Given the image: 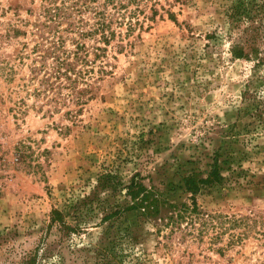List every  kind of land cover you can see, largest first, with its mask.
<instances>
[{
    "label": "rangeland",
    "instance_id": "374dc122",
    "mask_svg": "<svg viewBox=\"0 0 264 264\" xmlns=\"http://www.w3.org/2000/svg\"><path fill=\"white\" fill-rule=\"evenodd\" d=\"M104 2L0 0V264L39 244L53 209L72 220L66 206L102 174L190 203L183 179L215 159L196 230L147 220L110 187L79 235L47 236L38 264H264V64L232 53L245 24L231 15L252 0L109 5L108 44L86 35Z\"/></svg>",
    "mask_w": 264,
    "mask_h": 264
},
{
    "label": "trees",
    "instance_id": "16d2710c",
    "mask_svg": "<svg viewBox=\"0 0 264 264\" xmlns=\"http://www.w3.org/2000/svg\"><path fill=\"white\" fill-rule=\"evenodd\" d=\"M96 1L97 0H89L90 3ZM135 1L137 0H130L129 3ZM76 2L79 3L80 0H76ZM129 3L124 4L121 0H105L102 9L99 11L95 10V16L97 18L96 28L87 31L86 35L91 36L100 33L101 39H103L105 44H108L109 39L114 36L113 32L109 33L112 21L108 18V6L112 5V10L115 11L114 13H118V15L122 16V11H127ZM255 3L256 0H252L250 10L247 9L248 4L240 6L239 9L231 15V19L236 22L237 25L242 19L244 21L242 25L245 24L244 28H242V34L245 35L243 40L244 45L243 47L239 45L233 46L232 53L236 58H248L249 55L246 53L244 47L246 45L249 51L256 55L258 65H263L264 57L259 58V46L262 40H260V38L264 31V0H262L260 4L255 5ZM82 5L89 9V6L85 2L82 3ZM153 15H156V11H153ZM238 17L241 19H238ZM240 26L241 25H239V27ZM130 29L131 26H129L128 30ZM77 47L83 48L81 45ZM52 55H54L53 60L57 67V76L63 75L61 71L63 67H68L65 71L66 77H68V73L71 75L72 72H74L70 63L67 64L65 60H62V57L59 56L57 52H53ZM221 180V170L217 159L214 160L211 170L206 173L205 177L200 174H191L185 177L181 189L185 195H188L187 198L190 201V203H188L169 201L168 198L163 196L160 190L153 187L147 188L138 175L133 176L128 184H123L111 173L102 174L99 180H97L98 185L94 188L92 195L85 196L83 200L66 206L68 210L70 209L73 211L72 216H69L72 217V220H69L68 217L64 215L63 211L58 209H53L51 211L49 222L43 230L45 234L44 237L41 238L39 244L33 250L25 253L19 264H38L40 255L44 251L43 248L46 244L45 240L53 230H56L60 234V239L70 238L72 235H79L83 230L82 223H86L88 217H91L90 214L94 213L95 210L101 209L102 202L99 198V194L110 187H114L115 190H125V196L130 198L131 201V204L127 207L128 210L141 212L142 216L147 220L155 222L162 221L165 227H170L172 229H181L182 226H186L185 229L190 227V229L196 230L199 219L195 218V216L200 217L202 215L201 207L197 203V196L204 189L219 184ZM90 198H92V200ZM95 199H97L96 202L98 203L92 206L95 203ZM118 212L119 210H115L109 215L106 214L104 219L107 220L110 216ZM0 241L4 242L7 240H5L3 236H0Z\"/></svg>",
    "mask_w": 264,
    "mask_h": 264
}]
</instances>
